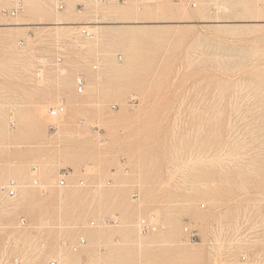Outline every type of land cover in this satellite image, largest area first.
Returning a JSON list of instances; mask_svg holds the SVG:
<instances>
[{
    "label": "rangeland",
    "instance_id": "obj_1",
    "mask_svg": "<svg viewBox=\"0 0 264 264\" xmlns=\"http://www.w3.org/2000/svg\"><path fill=\"white\" fill-rule=\"evenodd\" d=\"M41 1L0 0V183L18 185L0 193L7 252L32 264H264V0Z\"/></svg>",
    "mask_w": 264,
    "mask_h": 264
},
{
    "label": "built area",
    "instance_id": "obj_2",
    "mask_svg": "<svg viewBox=\"0 0 264 264\" xmlns=\"http://www.w3.org/2000/svg\"><path fill=\"white\" fill-rule=\"evenodd\" d=\"M54 1V7L57 10H61L64 7V0H53ZM102 1V0H100ZM192 6L195 7L196 4L192 3ZM22 9V5L19 6H13L10 9H4L2 11L3 15L6 16H15L20 10ZM81 34L83 36L86 37H90L92 38L91 34L86 30V29H81L80 30ZM61 42L62 41H57L55 43V49L57 51V54H59L60 56L56 57V64L59 63L61 61ZM23 43V42H21ZM45 64H47L46 62V58L43 56H38L36 58L35 61V67H34V76L35 78H40L43 72V67L45 66ZM84 83H85V79L82 75H78L75 79V88L77 90V92L81 93L83 91L84 88ZM136 103V99L132 96L128 99V105L130 106V108H133L135 106ZM116 105H112V109H115ZM65 105L63 104L62 101H60L58 104L50 106L48 108V114L52 117V118H61L64 114H65ZM58 186H64L65 185V181L64 179H60L57 182ZM0 192L3 193V195L5 197L8 198H14L17 196L18 193V185L17 182L14 179H8L3 183H0ZM134 197H136V195L134 194ZM203 207V205H202ZM25 225H27V220L24 216H19L18 217V226L20 227H24ZM90 225L93 226L95 225V221L91 220L90 221ZM140 228L141 230L144 232L147 230L148 225L145 222H141L140 223ZM191 237L196 236V233L191 232L190 234ZM0 238L2 239V244L0 245V264H32L30 263L24 256L18 255V254H14V253H8L7 250L14 248L15 247V236L14 234H9V232L4 235L3 237H1L0 234ZM85 243V238L83 236H79L77 241L71 246V249L73 251L78 250L82 245H84ZM242 261H245L247 259V254H245L244 252L241 253L240 256ZM45 264H62L60 263L56 258H51L49 259L47 262H45Z\"/></svg>",
    "mask_w": 264,
    "mask_h": 264
},
{
    "label": "bare ground",
    "instance_id": "obj_3",
    "mask_svg": "<svg viewBox=\"0 0 264 264\" xmlns=\"http://www.w3.org/2000/svg\"><path fill=\"white\" fill-rule=\"evenodd\" d=\"M28 3L29 2H31V0H26ZM43 1V0H42ZM41 1V2H42ZM43 3V2H42ZM19 5H22L21 4V2H19V1H17V3L14 5V6H19ZM53 5H54V1H53ZM110 8V7H109ZM136 8V7H135ZM20 12V11H19ZM17 15V14H16ZM17 24V23H16ZM53 24H55V25H62V26H65L66 24H63V23H61V22H56V23H53ZM71 24H73V23H71ZM22 25V24H21ZM28 25V24H27ZM76 27L75 28H80V27H86V28H91L92 27V25L90 24V23H86V24H81V25H78V24H76L75 25ZM83 29V28H82ZM85 29V28H84ZM78 30V29H77ZM93 30V29H92ZM72 31V30H71ZM70 31V32H71ZM80 31V30H79ZM77 32V31H76ZM75 34H77L78 35V32L77 33H75ZM90 38V37H89ZM28 44V43H27ZM24 50V49H23ZM60 73H62V71L60 70L59 71ZM65 79V78H64ZM68 79V78H67ZM43 80V77L41 76L40 78H39V81H42ZM67 81V80H66ZM64 84H66V82L64 81ZM65 87V86H64ZM34 111H35V116H36V118L38 117V116H44L45 115V111H46V105H39V106H36L35 107V109H34ZM15 114V113H14ZM17 114V113H16ZM0 115H1V113H0ZM2 117V116H1ZM0 117V119H2ZM21 117V116H20ZM52 118V117H51ZM21 119V118H20ZM55 120V119H54ZM53 121V120H52ZM37 122V121H36ZM39 122V121H38ZM37 122V123H38ZM3 126V125H2ZM39 126V125H38ZM58 127V126H57ZM3 127H1V129H2ZM5 129V128H4ZM4 129L2 130V132L4 131ZM6 133H7V131H6ZM264 148V147H263ZM19 169V168H18ZM20 172H21V170L20 171H18V172H14L15 174L16 173H18V174H16V176L13 174L12 176H14V177H16L17 178V176H18V178H19V176H20ZM23 177V176H22ZM15 178V179H16ZM20 179V181H21V177L19 178ZM23 181V180H22ZM1 193V192H0ZM2 194V193H1ZM20 196V195H19ZM0 199H2V198H0ZM4 199V198H3ZM4 200H6V199H4ZM1 201V200H0ZM5 202H7V201H5ZM4 202V203H5ZM19 202H21V201H19ZM15 203V205H13V208L15 207H21V206H24V205H26L27 206V203L25 202V201H23V202H21V203ZM8 203V202H7ZM7 203H5L6 204V208L4 209V208H2V210H5V211H7L8 209L10 210V208L11 207H8V204ZM12 203H14L13 201H12ZM26 203V204H25ZM1 205V204H0ZM3 206H5L4 204H2ZM10 206V205H9ZM25 207V206H24ZM12 208V209H13ZM14 208V209H15ZM23 208V207H22ZM13 209V210H14ZM18 209V208H17ZM16 209V210H17ZM4 212V211H3ZM14 212V211H13ZM6 213V212H5ZM7 213H9L8 211H7ZM12 213V212H11ZM1 214V213H0ZM1 216V215H0ZM2 216H3V213H2ZM6 216V215H5ZM10 216V215H9ZM1 218V217H0ZM44 219V218H43ZM46 220V219H45ZM45 220H44V222H45ZM23 233V232H22ZM61 252V251H60ZM62 253V252H61ZM63 254V253H62ZM62 254H61V256H60V253L58 254L59 256H60V258H62L63 256H64V254H63V256H62ZM66 255V254H65ZM53 256H55V255H53ZM59 258V260H62V259H60ZM65 259H66V257H64ZM65 259H63V260H65ZM67 260H71V257L70 256H68V258H67ZM66 261V260H65ZM62 262V261H61Z\"/></svg>",
    "mask_w": 264,
    "mask_h": 264
}]
</instances>
